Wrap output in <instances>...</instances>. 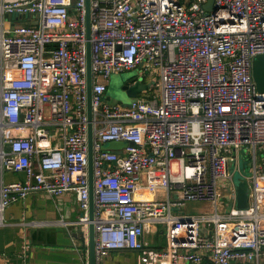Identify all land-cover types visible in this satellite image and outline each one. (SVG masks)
Wrapping results in <instances>:
<instances>
[{"label":"built area","instance_id":"1","mask_svg":"<svg viewBox=\"0 0 264 264\" xmlns=\"http://www.w3.org/2000/svg\"><path fill=\"white\" fill-rule=\"evenodd\" d=\"M2 0L0 224L13 202L72 192L90 224L88 44L92 67L96 264L114 249L143 264L264 262V0ZM25 14L14 25L4 16ZM14 19V18H13ZM159 74L161 99H106L112 74ZM111 141L124 142L106 149ZM252 150L249 206H237L230 162ZM191 202L209 211L183 213ZM74 222V223H75ZM162 225L167 246L146 235ZM84 264H89V258Z\"/></svg>","mask_w":264,"mask_h":264},{"label":"crops","instance_id":"2","mask_svg":"<svg viewBox=\"0 0 264 264\" xmlns=\"http://www.w3.org/2000/svg\"><path fill=\"white\" fill-rule=\"evenodd\" d=\"M4 19L11 26L15 20L7 15ZM1 176L6 182L23 178L22 174L7 171L0 173V180ZM80 214L78 200L72 192L53 199L45 192L36 191L11 203L4 212V223L0 224V264H84L87 258L90 264L89 235L75 222ZM156 230L146 235L149 246L166 247L164 227L161 225ZM160 231L164 232L162 236ZM102 264L143 263L137 251L114 249ZM182 264H213V261L205 256L199 263L183 261ZM236 264L264 262L240 260Z\"/></svg>","mask_w":264,"mask_h":264},{"label":"water","instance_id":"3","mask_svg":"<svg viewBox=\"0 0 264 264\" xmlns=\"http://www.w3.org/2000/svg\"><path fill=\"white\" fill-rule=\"evenodd\" d=\"M204 9L206 11H214L215 0H207L204 4ZM90 0H87V28H88V38L90 37ZM13 21V25L17 23L20 19H28L29 17L25 14L17 15L15 17L10 16ZM140 70V68H139ZM146 75H140L137 77H132L127 79L123 84V89L127 91L128 95L132 97H137L139 93L148 89V84L144 82ZM253 77L257 86V91L259 96L264 94V53L258 54L253 60ZM92 67H91V48L90 42L88 44V70H87V82H88V115H89V176H90V226H89V254H90V264H96V242H95V226H94V186H93V125H92ZM106 99L110 103H120L123 104L122 100H117L111 95H107ZM126 145L124 142L111 141L105 145L106 149H119ZM236 190H237V206L240 208H246L249 206V189L250 185L246 177L239 178L235 180Z\"/></svg>","mask_w":264,"mask_h":264},{"label":"rangeland","instance_id":"4","mask_svg":"<svg viewBox=\"0 0 264 264\" xmlns=\"http://www.w3.org/2000/svg\"><path fill=\"white\" fill-rule=\"evenodd\" d=\"M23 21L24 19H20L17 22H23ZM140 75L141 74L138 67L112 74L110 79L107 81L108 88L106 95H111L113 98L117 100H122L125 103V105H129L133 100L145 95L150 97L156 96L159 99H161L160 88L156 85V83L160 80V76L159 74L154 72H152L149 75L147 74L144 78V82L148 84V89L139 93L137 97H132L128 95L127 91L123 89L124 82L129 78L137 77ZM251 155H252V150L247 146H243L240 150V156H239L240 167L238 168V166H236L235 160L230 162V169L231 172H233L235 180L242 178L243 175L249 176L253 172L251 169L253 165V160ZM210 208L211 205L208 202H193L190 203L188 207L181 212L202 213L209 211ZM162 233L164 232L160 231L159 236H162Z\"/></svg>","mask_w":264,"mask_h":264}]
</instances>
